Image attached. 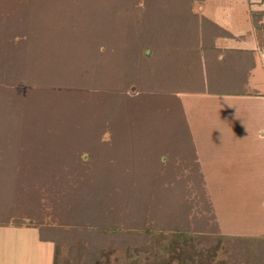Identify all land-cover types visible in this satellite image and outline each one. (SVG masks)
<instances>
[{"label": "rangeland", "instance_id": "374dc122", "mask_svg": "<svg viewBox=\"0 0 264 264\" xmlns=\"http://www.w3.org/2000/svg\"><path fill=\"white\" fill-rule=\"evenodd\" d=\"M11 1L21 10L17 18L25 17L20 22L35 24L38 32L31 31L26 47L7 48L0 56V109L20 107L25 114L20 123L31 129L35 113L53 118L63 108V118L77 120H65V128L81 130L74 137L53 134L45 164L39 159L22 164L18 145L32 151L29 143L36 136L13 138L28 128L2 115L0 142L6 154L0 157V223H39L56 239L55 264H264V58L246 83L210 81L195 62L200 34L186 12L159 10L135 22L150 7L173 8L175 0ZM182 1L190 2L181 0L179 6ZM192 1L200 17L252 40L247 0ZM253 1L264 7V0ZM1 7L4 16L15 18L16 11L12 17L2 1ZM68 30L74 39L66 41L62 35ZM248 40L233 44L245 46ZM140 46L150 58L130 68V52ZM21 48L26 53L15 50ZM116 73L122 79H113ZM203 86L259 94L190 92ZM113 89L125 96L115 108L111 96L100 94ZM139 93L151 95L166 113L152 110L149 122L140 121L128 110ZM120 109L126 119L114 126L109 118ZM186 116L199 146L207 138L218 140L220 145L210 148L217 151L212 164L219 163L218 156L232 158L206 173L209 193ZM218 167L222 177L214 173ZM68 194L73 196L67 199ZM109 209L124 228L133 221L165 229L179 223L197 236L186 249L171 236L106 235L100 231Z\"/></svg>", "mask_w": 264, "mask_h": 264}, {"label": "trees", "instance_id": "16d2710c", "mask_svg": "<svg viewBox=\"0 0 264 264\" xmlns=\"http://www.w3.org/2000/svg\"><path fill=\"white\" fill-rule=\"evenodd\" d=\"M1 1H2V5H3V7L7 13L9 12V14L12 17H14L13 16L14 11H16V14H14L15 18H11L9 16H4V14L2 13L3 8L2 7L0 8V24H2L4 22V24H2V25L5 27V28H2V26H0V56L3 54L2 52H4L5 49H7V48H11V49L13 47H15V48L19 47L20 48L23 45H25V47H26V45H28V42L30 41V38H31V31L32 32H38V29L35 27V24L27 23V22H25V23L20 22V20H23L25 17L17 18L18 15H20L21 10H20V8L16 7V4L14 3V1H13V4H12L11 0H0V3H1ZM179 1H181V0H175L174 1V2H177L178 5H175L173 8H171L172 6H167V8H161V9H156V8L150 7L151 10L147 9L149 11L145 12V15L143 17L138 16V18L135 19L136 24L139 25L137 22H139L140 20L142 21L144 18L151 16V15H154L156 12H159V10H162L163 11L162 13H166L168 11H171V12H175L176 14L179 13L180 16L182 15L181 13L186 12V14L190 16L189 18H191L192 21H195V26H196L195 30H216V29L218 30V28L219 29L222 28L217 23H215L213 20L209 19L208 17H206V16L200 17L199 11L196 10L194 8V6H190L193 3L192 0H189L190 2L188 5L184 1H182L183 2L182 6H179L180 5ZM198 1L203 2L204 0H198ZM134 4L132 6H134ZM9 9L11 12L9 11ZM250 15H251L250 17H251V22H252L253 28L256 32L258 43L262 47V49H264V8H261L260 3L255 2V1H250ZM136 17H137V15H136ZM12 19H14V20H12ZM146 23H148V22H146ZM41 29H43L42 26H41ZM17 30H23L24 32L20 33ZM52 34H54V33H52ZM62 37L65 38L64 40L69 41V40L74 39V33L72 30H68V31H66L65 34L62 35ZM39 40L41 41L43 39L40 38ZM140 47H141V49L139 48L137 51L130 52L131 53L130 56L132 58V60L130 62H128L130 68H134L136 64H140L139 61L141 60L142 57H146V59L150 58V54H149V52H147V49H145V46H140ZM157 48H158L157 49V51H158L159 47L157 46ZM15 50L17 52L26 53V50L22 49V48L21 49H15ZM27 56H24L25 57L24 59H26ZM17 57H19V54ZM133 57H135L137 60L133 59ZM138 66L139 65H137V67ZM113 76H114L113 79L114 78L115 79H119V78L122 79V77L119 73H116ZM116 81H118V80H116ZM111 82H112V80H111ZM100 94L102 96L103 95L111 96V99H110L111 108H113V107L115 108V106L117 104L116 102L118 100L122 99V96H123L121 89H116V90L113 89L110 92H108L107 94L106 93H100ZM139 94L137 96H135V97L133 96V98H131L132 102L129 106H131L132 108L130 107V109H128V110H130L129 112H131L132 114H135V116L136 115L139 116L140 121L145 122V123L149 122V115L152 113L151 112L152 110L158 111L161 114L166 113L164 111L161 103L160 102L157 103V101H154V99L152 98L151 95H149V94L144 95L145 93H142L140 95ZM123 97H125V96H123ZM175 97H177L179 99V97L177 95H175ZM168 99L164 98L163 101L169 102ZM154 103H156L157 105H154ZM60 106L63 107V104H60ZM164 107H166V104L164 105ZM88 108H90V107H88ZM111 108H110V110H111ZM62 109H60V108L56 109L57 112L54 113L53 118H52V113H49L50 115L47 118L42 117V115H39V113H35L32 117L33 123L31 124V129L28 127V125L26 123H23L25 121H22L23 124H26V127L28 128V130L23 132V127H22V130L17 134H13L12 137L17 138V137L22 136V141H23V139L26 137V135L29 132H31V134L29 136L30 137H31V135L36 136V138L34 137L35 143H33V142L29 143V146H31V148L33 149L32 151H30L29 148H27L28 145H25L22 142L21 143L23 145H21V143L18 145L19 150H20V153L18 155V157H19L18 161L19 162H21L22 164H25L27 162L30 163L31 161H35V160L39 159L41 161L42 165L45 164L44 160H46V155H45L46 154V148L50 145V143L53 142V136H52L53 134H55L56 136L57 135H59V136L60 135L61 136L67 135V136L74 137V135H76L78 133V130H81L80 128L75 129V130L72 127L68 128V129L65 128L67 125L64 122L65 120H67L70 124L73 121H77V120H75V118L72 119L71 115H68L70 119L63 118L62 114L65 112H61V111H63ZM121 109L119 110L120 111L119 113H117L116 111L114 112V110H113L112 111L113 114L109 118V120L113 123L114 126H117L122 120L124 122V120L126 119V114H125L126 111L123 112ZM146 109L147 110L149 109V110L146 111ZM20 110H21V108L19 107L18 111L15 112L16 107H14L13 104L11 107H9V106L6 107V106L2 105V107L0 109V121L2 122L6 119V120H10L12 122H17L22 126V123H20V122H21V120H23L22 118L25 117V114L21 113ZM142 110H145V112H144L145 115H143ZM104 111H106V110H104ZM90 113L92 115L93 114L99 115L94 109L93 110L91 109ZM182 113H184V112H182ZM3 114L8 115V117L10 119H8L6 117L4 119L2 117ZM107 118H105V119H107ZM185 124H187L186 119H185ZM77 127H79V126H77ZM88 127H91V126L89 125ZM87 129H89V128H87ZM10 135L11 134H9V135L7 134L6 137L7 136L10 137ZM0 140H2V138ZM19 140H21V139L19 138ZM0 143H1L0 149L2 151V152H0V157H2L6 153L3 150L4 142H0ZM47 161H48V158H47ZM38 165H40V163H38ZM108 184H107V186H108ZM112 187L114 188L115 185L113 184ZM109 192H110L109 190L105 191V193H107V195ZM204 194H205V190H204ZM72 196L73 195L68 194L67 199L72 197ZM149 199L151 202L152 198L150 197ZM208 204L210 206V210H212V212H213L212 206L210 205L209 201H208ZM106 213L109 215L107 217L103 218L104 219L103 221H106V223H103L102 230L100 231L106 235L110 234L111 236H118L121 234V235H125L126 237H134V236H141V237L165 236V237H168V236H171V239L173 242L182 245V247H185L186 249H188V247H189L190 240H193L197 236V234L195 233L196 231L194 229H190V227L189 228H183L179 223L175 224L174 228L165 229L164 226L160 227L159 225L155 224V222H149L148 223L146 221H135V222L133 221V222H131L133 224L126 226L124 228L121 226V223L118 220L119 217L115 216L113 209H109V212H106ZM10 224L19 225V226L27 225V226L36 227L39 229L40 238L42 240L52 241L56 245V239L53 236L46 234L45 228L42 227L39 223H32V222L29 224L0 223V225H10ZM168 231L171 232L169 235H167ZM249 236H252V235H249ZM260 237H264V235H260ZM216 249L217 248H215V250Z\"/></svg>", "mask_w": 264, "mask_h": 264}, {"label": "crops", "instance_id": "0c3cea01", "mask_svg": "<svg viewBox=\"0 0 264 264\" xmlns=\"http://www.w3.org/2000/svg\"><path fill=\"white\" fill-rule=\"evenodd\" d=\"M250 1L253 0H247L249 6V16H251ZM208 18L213 20L210 17ZM213 21L215 22V20ZM219 26L222 27L223 30H197V34H200L198 40V42H200V46L198 45L199 48L194 50V52L199 50V53L195 54L197 57L195 62L197 63L198 61L199 70L203 72L204 69L205 77L210 81H216L218 83H246L252 75L253 70L256 68V64L258 59H260V56L264 58V49H262L258 43L253 25L251 41L246 39L248 36H246L243 31L229 30L224 28L222 25ZM238 40L248 41L245 43V46L234 45L233 42ZM226 69H229L230 72H225ZM189 70L193 69L190 68L187 71ZM190 92L214 93L224 96H248L259 94L258 90L246 91L244 89L239 90L237 88L219 90L212 88L209 89L205 86L198 87L194 91ZM186 118L190 128V135L195 146L196 160L200 165V169L205 180L206 191L209 193L206 173L212 172V165L216 168V165L222 166L225 162L230 164L232 162V158L231 156H218L220 157L219 163L215 162L212 164L210 158H212V153H214L213 151L215 150L210 148H217V146L220 145L218 144V140L207 138L204 141H201L200 143L202 145L200 146L206 149L203 153H201L200 146L193 133L194 130L192 124H190L187 116ZM223 160H225V162H223ZM218 171L219 167L214 173L217 177H222L223 174ZM49 245L51 247L50 251ZM0 264H55V243L52 241L42 240L40 238L39 229L33 226H19L12 224L0 225Z\"/></svg>", "mask_w": 264, "mask_h": 264}]
</instances>
